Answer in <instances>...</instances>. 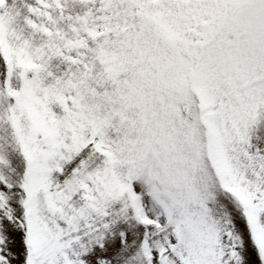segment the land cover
<instances>
[{
  "label": "snow or ice",
  "instance_id": "snow-or-ice-1",
  "mask_svg": "<svg viewBox=\"0 0 264 264\" xmlns=\"http://www.w3.org/2000/svg\"><path fill=\"white\" fill-rule=\"evenodd\" d=\"M0 264H264V0H0Z\"/></svg>",
  "mask_w": 264,
  "mask_h": 264
}]
</instances>
